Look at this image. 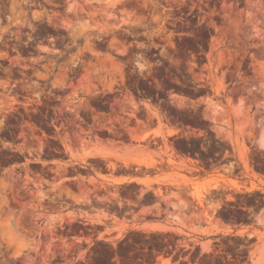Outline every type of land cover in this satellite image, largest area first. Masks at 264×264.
I'll return each instance as SVG.
<instances>
[{
	"label": "rangeland",
	"instance_id": "obj_1",
	"mask_svg": "<svg viewBox=\"0 0 264 264\" xmlns=\"http://www.w3.org/2000/svg\"><path fill=\"white\" fill-rule=\"evenodd\" d=\"M0 264H264V0H0Z\"/></svg>",
	"mask_w": 264,
	"mask_h": 264
},
{
	"label": "trees",
	"instance_id": "obj_2",
	"mask_svg": "<svg viewBox=\"0 0 264 264\" xmlns=\"http://www.w3.org/2000/svg\"><path fill=\"white\" fill-rule=\"evenodd\" d=\"M257 193H258V194H261L260 191H257ZM224 208H226V205H224V206L221 208L220 212H223V211H224ZM239 210H242V209H239Z\"/></svg>",
	"mask_w": 264,
	"mask_h": 264
}]
</instances>
